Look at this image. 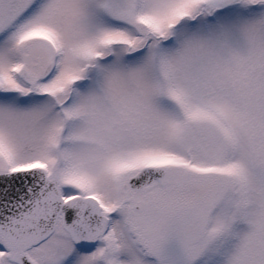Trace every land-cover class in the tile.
<instances>
[{"label":"snow or ice","instance_id":"snow-or-ice-1","mask_svg":"<svg viewBox=\"0 0 264 264\" xmlns=\"http://www.w3.org/2000/svg\"><path fill=\"white\" fill-rule=\"evenodd\" d=\"M0 264H264V0H0Z\"/></svg>","mask_w":264,"mask_h":264}]
</instances>
